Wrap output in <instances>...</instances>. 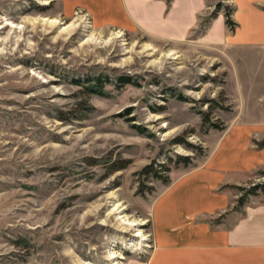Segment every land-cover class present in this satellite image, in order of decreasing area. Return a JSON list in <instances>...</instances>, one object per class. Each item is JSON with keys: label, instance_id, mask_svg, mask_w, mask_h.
Instances as JSON below:
<instances>
[{"label": "rangeland", "instance_id": "obj_1", "mask_svg": "<svg viewBox=\"0 0 264 264\" xmlns=\"http://www.w3.org/2000/svg\"><path fill=\"white\" fill-rule=\"evenodd\" d=\"M204 1L197 26L174 41L99 28L61 0H0V264L147 260L158 200L215 158L239 168L213 187L226 210L201 218L264 202V46L206 42L214 11L236 7L242 22L246 9ZM97 76L108 95L87 93ZM122 76L133 82L116 85ZM177 155L191 163L169 160ZM150 164L170 182L140 175Z\"/></svg>", "mask_w": 264, "mask_h": 264}, {"label": "crops", "instance_id": "obj_2", "mask_svg": "<svg viewBox=\"0 0 264 264\" xmlns=\"http://www.w3.org/2000/svg\"><path fill=\"white\" fill-rule=\"evenodd\" d=\"M61 2L69 14L78 6L84 7L99 28L143 30L174 41L187 38L205 10L204 0H170L169 5L167 0ZM262 4L264 0H244L242 22L235 7L233 18L239 23L235 31L229 29L224 11H220L207 28L205 41L240 44L248 50L264 46ZM221 159H213L209 170L189 174L163 194L153 218L155 247L147 260L129 264H264V202L220 220L201 218L221 214L230 202L226 194L213 187L227 180L224 171L238 170L239 162L232 159L225 163V158Z\"/></svg>", "mask_w": 264, "mask_h": 264}, {"label": "trees", "instance_id": "obj_3", "mask_svg": "<svg viewBox=\"0 0 264 264\" xmlns=\"http://www.w3.org/2000/svg\"><path fill=\"white\" fill-rule=\"evenodd\" d=\"M167 3L168 5L170 4V0H167ZM225 9H224V14H225V17H226V24L227 26L229 27V29L231 30H234L237 26V22L232 18V14H233V11L234 9H232L230 6L226 5L224 6ZM221 10V8L217 9L216 11H214L210 17L208 18V22H210L212 19L216 18L219 11ZM109 79L107 78H103L102 76H97L93 79V83H91L90 85H87V93H97V94H100V95H108V92L106 91L105 89V83L106 81H108ZM119 80L121 81V83H116V85H124L126 83H130V82H133V79L132 77L130 76H122V77H119ZM204 114V113H203ZM60 118L62 120H66L67 117H65L64 115H60ZM205 120H207L208 122H210V124H212L213 126L215 127H218L220 128V126L216 123V122H213L211 121V119L209 118V114H205ZM174 143H183L189 147H194V145L192 143H190L189 141H187L186 139H184L183 137H178L174 140ZM191 157L188 156V155H177L176 156V160H174L173 157H169V160L174 162L175 164H179V163H183L184 165H188L191 163ZM127 164L128 162L127 161H123L121 164H118V165H113L111 167V171H115V170H120V169H123V168H126L127 167ZM161 167L165 168L167 165H165L164 163H161L160 165ZM167 168H165L166 170ZM162 169H158L157 167H155V164H150V165H147L142 171L139 172L140 175L144 176V175H152L154 178L156 179H163L165 182L169 183L170 182V179H169V176L166 175H162ZM167 170H170L169 168ZM262 187V186H261ZM263 188H264V185H263ZM255 189L256 187L252 188L249 192H247V195L248 194H251V193H255ZM241 205H243L245 203L244 201V198L241 200Z\"/></svg>", "mask_w": 264, "mask_h": 264}, {"label": "bare ground", "instance_id": "obj_4", "mask_svg": "<svg viewBox=\"0 0 264 264\" xmlns=\"http://www.w3.org/2000/svg\"><path fill=\"white\" fill-rule=\"evenodd\" d=\"M137 235H142L141 233L137 234Z\"/></svg>", "mask_w": 264, "mask_h": 264}]
</instances>
